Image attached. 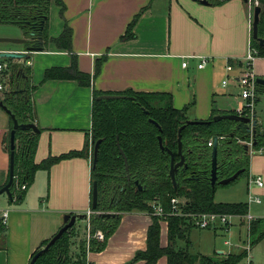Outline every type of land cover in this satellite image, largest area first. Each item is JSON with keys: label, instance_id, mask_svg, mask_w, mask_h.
<instances>
[{"label": "crops", "instance_id": "obj_1", "mask_svg": "<svg viewBox=\"0 0 264 264\" xmlns=\"http://www.w3.org/2000/svg\"><path fill=\"white\" fill-rule=\"evenodd\" d=\"M144 7L133 29L136 36L122 39L129 23ZM253 16L249 0H226L221 4L199 0L52 1L49 36L59 37L68 25L73 31L72 47L66 49L49 41L42 50L17 59L30 67V84L34 86L35 124L40 129L35 161L85 148L92 130L94 90L167 92L174 107L187 108L190 120H207L214 111L235 113L245 102L240 93L237 103L232 97L239 88L232 77L238 74L251 44ZM26 50L25 44L0 47L1 52ZM203 56L209 62L199 68ZM101 58L97 72V60ZM74 61L81 71L91 75V85L75 79L43 81L47 69L70 67ZM184 61L188 62L186 67ZM228 64L234 69L227 70ZM254 71L264 77V57L256 59ZM225 79L230 80L223 85ZM261 95L255 98L251 118L257 120L256 129L264 133L257 109ZM9 129L10 115L0 105V187L10 176V153L5 142ZM92 161L89 152L39 169L20 203L12 202L6 193L0 195V218L7 211L6 230L0 235V264H29L32 254L64 225L67 213H87L92 206ZM251 175L264 178V147L252 151L248 178ZM253 191L264 192V187H254ZM80 219L87 221V217ZM152 222L147 212L124 213L105 248L88 252V264H144V260L133 259L139 250L146 249ZM159 223L160 243L166 247L168 222L160 218ZM196 229L212 232L214 237L226 230L195 226L189 235L190 248L191 233ZM228 242L225 251L214 245V253H198L228 254L243 248ZM257 256H252L251 264H257ZM155 264H168V257L162 255Z\"/></svg>", "mask_w": 264, "mask_h": 264}, {"label": "trees", "instance_id": "obj_2", "mask_svg": "<svg viewBox=\"0 0 264 264\" xmlns=\"http://www.w3.org/2000/svg\"><path fill=\"white\" fill-rule=\"evenodd\" d=\"M62 4V0H0V23H13L26 30L28 42L42 50L49 41L56 42L66 49L72 47V28L65 26L63 33L51 38L48 32L51 2ZM209 4H221L226 0H207ZM261 6L258 35L264 39V0ZM146 7L142 8L129 23L122 39L134 38V26ZM252 46L258 57H264V45L252 36ZM8 70L1 100L12 111L20 123H35L34 104L30 84V67L17 62V58L6 57ZM103 58L97 60V72ZM49 79H75L82 85H91L92 77L81 71L76 62L70 67H52L46 70L43 81ZM22 82H24L22 84ZM257 93L264 94V85L257 84ZM117 97H102L103 95ZM187 108L173 106L172 96L167 92H145L127 89L120 92H103L94 90L92 105V142L101 139L96 165L91 168V180L97 182L98 205L90 217L91 233L101 230L104 239L94 236L87 241L82 239L79 249L73 250V241L79 236L76 226L66 230L50 248L43 252L34 264H88L89 251H101L109 237L117 229L121 217L126 212H147L153 222L149 227L147 247L139 250L133 261L144 260V264H155L162 256L168 257V264H239L246 256L245 250L228 254L215 253L206 255L190 251V231L195 227L190 217L173 215L168 217L169 243L162 247L160 243V217L152 215V202L161 203L170 209L171 199H184V212H227L244 214L249 206L244 202L219 203L215 201V189L219 181L231 176L239 169L242 175L249 174L252 151L264 147V133L257 130L254 135L251 124L233 119L213 120L217 111L207 120L187 124ZM237 113V111H234ZM246 109L243 114L246 115ZM10 115V114H9ZM159 123L161 129L151 120ZM10 115V129L6 135L9 153L10 135L13 128ZM182 125V152H179V130ZM38 132L32 129L16 131L15 166L11 191L12 202L24 200L27 190L23 184L30 186L39 169H48L54 163L76 156H87L90 152L89 137L82 150H71L58 156H51L37 163L34 155L38 143ZM159 136L163 138L161 148ZM213 139V145L209 141ZM253 139V147L246 145ZM215 140L217 141L218 180L213 186L211 181L212 155ZM94 154V147H93ZM185 157L184 164L176 172L175 186L170 175L172 157L178 162ZM10 177V176H9ZM3 187V186H2ZM1 188V187H0ZM92 204V203H91ZM115 212L104 216L103 213ZM86 217V214H85ZM261 219L252 224L254 234ZM6 230L3 218H0V235ZM1 237V236H0ZM264 237V230L253 239V244ZM51 239V238H50ZM50 239L45 240L39 249ZM31 257V259H32ZM130 264V263H129Z\"/></svg>", "mask_w": 264, "mask_h": 264}, {"label": "built area", "instance_id": "obj_3", "mask_svg": "<svg viewBox=\"0 0 264 264\" xmlns=\"http://www.w3.org/2000/svg\"><path fill=\"white\" fill-rule=\"evenodd\" d=\"M250 7L253 9L256 5H259V0H249ZM258 58L257 50L252 46V43L249 46L248 52L245 57L241 61V67L239 68V72L237 75L232 77V81L236 83V85L240 89V97L245 102L237 113L240 115H244L243 112L248 109L249 113L245 116L252 117L253 116V104L255 101L257 93V79L258 76L254 71V63ZM209 62L208 57H201V62L199 63L198 67L202 68ZM188 62L184 61L183 66H187ZM234 67L231 64L227 65V70H233ZM8 70V62L6 60H0V94L4 91V84L3 81L6 79V73ZM230 79H225L223 81V85H226ZM90 154L91 158L93 159V142H92V132H90ZM209 145H213V139H211L208 143ZM250 148L253 147V139L248 142ZM254 187H264V180L261 175H251L249 176V202H256L260 203V197L253 191ZM22 189H27V185L23 184L21 186ZM184 204V199L180 197H173L171 199V206L170 209H165V207L155 201L151 203L152 215H157L160 218L168 219V217L173 215L179 216H186L190 217L193 221L194 225L201 229H208V228H217L222 227L226 230L230 228L233 224V220L235 218H239V220L247 226L248 234L245 239V243L243 244L242 250L246 251L245 259L247 258L248 264L251 262L252 259V248H253V241H252V224L257 219L253 217L249 210L244 214H236V213H227V212H184L182 206ZM249 206V203H248ZM94 213V210L90 208L87 213V241L90 240L92 236L98 239H104V234L101 230L96 231L94 234L91 233V226H90V217ZM7 218V211L3 213V222L6 223ZM230 244V242H228Z\"/></svg>", "mask_w": 264, "mask_h": 264}, {"label": "rangeland", "instance_id": "obj_4", "mask_svg": "<svg viewBox=\"0 0 264 264\" xmlns=\"http://www.w3.org/2000/svg\"><path fill=\"white\" fill-rule=\"evenodd\" d=\"M254 12V8H253ZM24 35H27L26 30L21 26L13 23H0V37L2 38H24ZM22 43H12V42H0V47H16ZM1 52V51H0ZM1 61L6 60V57H0ZM24 82H22L23 84ZM11 87L6 84L4 89H10ZM240 89H236L232 94V97L235 99L236 103L238 102V94ZM3 97V93L0 94V97ZM242 102V101H241ZM255 103V102H254ZM259 114L262 118L263 128H264V94L261 95L260 104L257 107ZM264 180V178H263ZM249 178L248 175H240L235 181L223 185L219 184L215 189V201L219 203H235V202H244L249 203V212L256 219H261L260 225L257 228L256 232L252 234V241L264 230V192L258 191L256 193L260 199V203L249 202ZM110 213L115 214V212ZM87 221L77 219L75 224L79 236L73 239L76 243L73 244V250L79 249V244L82 239H85L87 233ZM248 234L247 226H245L239 218L233 220V224L228 230L218 231L217 235L214 237V234L209 231L200 232L199 230H193L191 233L193 245L190 248V251L193 253H198V251L206 252L207 254L214 253V245L218 250H227L225 246V241L228 240L231 242V245H241L245 243L246 236ZM87 239V237H86ZM261 240V241H260ZM253 244L252 256L257 253V264H264V239H260ZM244 241V242H243ZM215 249V250H216ZM239 264H248L247 258L243 259ZM251 264V263H249Z\"/></svg>", "mask_w": 264, "mask_h": 264}, {"label": "water", "instance_id": "obj_5", "mask_svg": "<svg viewBox=\"0 0 264 264\" xmlns=\"http://www.w3.org/2000/svg\"><path fill=\"white\" fill-rule=\"evenodd\" d=\"M201 3L203 4H209V2L207 0H199ZM248 1V0H246ZM260 13H261V6L260 5H256L254 7V16H253V24H252V35L254 38L258 39L261 45H264V39L259 37L258 35V24H259V20H260ZM0 42H12V43H22V44H26L28 42V39L26 38H2L0 37ZM39 49L33 47V46H27V50L23 51V52H0V57H12V58H17V59H21L24 57H28L30 52L33 51H38ZM257 83L259 84H263L264 85V77H258L257 79ZM118 95H108L105 94L102 97H117ZM0 105L11 115V117L13 118L14 124H13V128L11 130V135H10V148H11V152H10V177L8 182L0 188V195L3 193H6L9 197L10 200H13V194L11 191V185L13 183V172H14V166H15V152H16V131L20 128L22 129H32L34 132H39L40 129L39 127L35 124V123H20L16 116L12 113V111L7 107V105L4 104V102L1 100L0 98ZM221 119H233V120H237V121H243V122H247L251 124V130L253 132V134L255 135L257 132L256 129V125H257V120L255 118H251L249 116H245V115H240L238 113H222V114H217L214 116L213 120L215 121H219ZM160 129L161 126L159 125V123L157 121H155L154 119H151ZM200 121L198 120H188L187 124H194V123H198ZM185 127V125H182L180 130H179V152H182V129ZM159 142H160V146L162 149H164V144H163V138L162 136H159ZM101 143V139L97 140L96 143L94 144V154H93V161H92V166L94 167L96 165L97 162V156H98V151H99V146ZM246 148L249 149L250 146L249 144L246 145ZM185 161V157L182 156L181 160L176 162L175 158L172 157V161H171V169H170V175L172 177L173 183L176 186L177 182H176V172L179 166L183 165ZM217 170H218V156H217V141L215 140L214 143V148H213V155H212V172H211V181L213 186L216 184L217 180H218V175H217ZM242 173H244V169H239L238 171H236L234 174H232L229 177H226L222 180L219 181L220 184L226 185L229 184L233 181H235L240 175H242ZM98 205V188H97V182L94 181L93 185H92V207L94 209L97 208ZM104 216H111L114 215L113 213L110 212H106L103 213ZM85 214H71V213H67L64 216V225L51 237V239L49 240V242L42 247L39 251H37L34 256L32 257V259L30 260L29 264H34L36 259L45 251H47L50 246L52 244H54L56 242V240L69 228H71L72 226H74L76 224L77 219L79 218H84Z\"/></svg>", "mask_w": 264, "mask_h": 264}]
</instances>
